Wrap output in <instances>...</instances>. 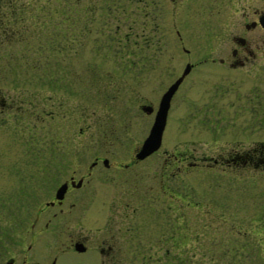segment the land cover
Masks as SVG:
<instances>
[{
	"label": "rangeland",
	"instance_id": "374dc122",
	"mask_svg": "<svg viewBox=\"0 0 264 264\" xmlns=\"http://www.w3.org/2000/svg\"><path fill=\"white\" fill-rule=\"evenodd\" d=\"M11 2L18 34L0 38V91L14 101L12 113L0 116V264H104L93 246L103 235L106 201L120 193L126 225L134 224L135 208L142 227L127 228L118 264L134 249L142 264H264L263 169L192 168L175 176L173 200L155 197L153 174L162 151L214 156L228 145L241 151L264 140V71H189L170 100L160 147L144 159L134 184L99 172L91 180L93 200L70 207L76 193L70 190L61 212L44 208L72 167L84 171L95 155L128 160L153 116L138 105L148 101L155 109L158 93L179 74L173 68L179 57H169L165 40L153 52L140 46L135 0ZM231 100L221 122L213 108ZM219 122L211 134L207 127ZM171 207L173 226H167ZM36 208L44 209L30 227ZM76 234L89 235L85 251L73 250ZM169 235L173 258L156 261L157 245Z\"/></svg>",
	"mask_w": 264,
	"mask_h": 264
},
{
	"label": "flooded vegetation",
	"instance_id": "af4514ba",
	"mask_svg": "<svg viewBox=\"0 0 264 264\" xmlns=\"http://www.w3.org/2000/svg\"><path fill=\"white\" fill-rule=\"evenodd\" d=\"M75 2L78 3V1H74V4ZM4 5H6V9L2 8ZM13 7L14 3L12 4L11 0H6L5 2L0 0L1 39L5 37L8 39L13 38ZM73 7L75 8V5ZM132 10L134 20L140 29V32H135L142 41L140 46L153 52L159 41L165 40L169 57H179V60H176L175 64H173L174 70H179V74L187 63L190 65L188 72L191 70L212 69V67H216L220 72L264 71V0H135ZM4 18H6L5 22ZM123 35V40L127 43L130 42L129 32L126 31ZM154 39L155 43L153 42ZM150 67L154 68L156 65L152 64ZM179 74L158 93L157 102L161 93ZM186 74L171 94L169 103ZM222 91L221 87L218 88V93H222ZM249 92L245 109L250 113ZM13 104V97L9 94L4 95L0 91V116H8L12 113ZM143 104L151 105L148 101L140 103L138 105L140 111H142L140 106ZM233 105L234 101L232 100L227 103L225 108H222L221 104L216 105L212 113L219 114L218 116L220 117L224 111L232 109ZM206 108L211 109V107ZM223 109L226 110L223 111ZM154 110L152 107L150 112H142L150 114L153 111L154 114ZM230 114L233 115L232 112ZM222 120V117H220L221 122ZM221 122L213 124L212 128L205 126L213 130L211 133L213 134L214 131L218 130V126L222 124ZM224 130L223 133L227 131L226 129ZM135 150L128 160H113L109 162L106 156L95 155L84 171H78L77 167H72L69 174L58 183V185L65 183L62 198L59 201L54 198V190L53 196L44 201V208L57 206V210L61 212L63 204H65L66 195L70 194V190L76 191L73 195V200L67 203L70 207H75L79 202L85 203L91 199L93 200L95 192L92 188L91 180L94 181L95 175L99 172L110 180L115 178V175L120 177L118 181H120L122 186L129 183L134 184L133 178H136L143 171L141 164L144 159L155 151L141 159H137L134 157ZM191 151V148L183 150L173 148L169 152L162 151L161 159L153 161L156 165L153 174L158 180L159 189H157L158 193L154 194L155 197L161 194V198L165 197L168 200H173L178 195L174 191L173 185L175 176L187 173L190 169L201 165L206 166V168H219L220 170L233 169L238 165L249 168L252 165L253 169L260 168L264 171V140H256L251 147L241 151L233 145H228L214 156H197L193 155ZM104 158L106 159L105 162L103 161ZM123 188L126 187L124 186ZM123 188L121 187L120 191ZM82 189L85 190L82 192ZM110 194L108 192V195ZM184 194L187 195L188 193ZM120 195L118 198L111 197L106 201L107 205L103 214V235L93 246L103 256L102 261L104 264L120 263L117 262L116 258H120L119 254L122 251L125 254L124 244L127 228H134L135 231L138 230V227H142V217L140 213L137 214L138 212L135 208L133 209L136 212L134 224L126 225V203L124 207L122 205L119 207L123 197L122 193ZM132 198L133 195H130V199ZM169 205L170 203L167 201V206L170 207ZM44 208L35 209L33 219L29 223L30 227H33ZM168 211H171L172 214L167 213L166 225L173 226V223L170 224L169 222L174 219V208L171 207ZM55 213L53 211L52 216ZM170 215L172 219L169 218ZM46 220L43 223L44 227L47 226L50 218ZM88 237L89 235L76 234L70 240L72 248L74 243H81L83 246L81 251H85ZM166 238L164 246L162 244L157 245L158 249L156 251L161 253L157 254L158 256L156 255V261L165 259V262H170V257L173 258V241H168L173 239V236L169 235ZM27 248H29V244ZM73 250L77 251L74 248ZM148 257L151 256L148 255ZM9 260L12 263V258H9ZM125 261L127 262L126 264H142V252L140 250L137 252L134 249L131 256L124 257L123 262ZM22 262H24V259H22ZM51 263L53 264V261Z\"/></svg>",
	"mask_w": 264,
	"mask_h": 264
},
{
	"label": "water",
	"instance_id": "95a60500",
	"mask_svg": "<svg viewBox=\"0 0 264 264\" xmlns=\"http://www.w3.org/2000/svg\"><path fill=\"white\" fill-rule=\"evenodd\" d=\"M189 67L190 65L187 63L181 73L161 93L147 134L142 139L138 148L134 152L135 158L141 159L158 148L161 140V133L165 124L166 112L169 106L170 96L178 85V83L180 82V80L182 79V77L188 72ZM140 108L146 113L152 110V107L149 104H143L140 106ZM103 161L105 162L106 159L104 158ZM64 190L65 183L59 184L55 189L54 198L59 201L62 198ZM73 248L77 251H81L83 249V246L81 243H74Z\"/></svg>",
	"mask_w": 264,
	"mask_h": 264
},
{
	"label": "trees",
	"instance_id": "16d2710c",
	"mask_svg": "<svg viewBox=\"0 0 264 264\" xmlns=\"http://www.w3.org/2000/svg\"><path fill=\"white\" fill-rule=\"evenodd\" d=\"M14 7H16L15 4H14ZM21 9H22V8H21ZM5 20H6V18H4V22H5ZM14 21H15V20H14ZM14 23H15V22H14ZM14 31H15V35H16L17 30L15 29ZM5 32H6V30H5ZM17 34H18V33H17ZM14 37H15V36H14ZM2 39H3V40H7V41H8V40L11 41L13 38H12V39H8V38L5 37V38H2Z\"/></svg>",
	"mask_w": 264,
	"mask_h": 264
}]
</instances>
